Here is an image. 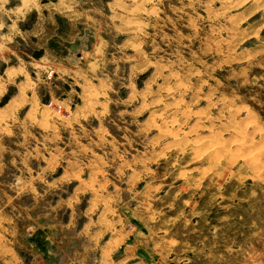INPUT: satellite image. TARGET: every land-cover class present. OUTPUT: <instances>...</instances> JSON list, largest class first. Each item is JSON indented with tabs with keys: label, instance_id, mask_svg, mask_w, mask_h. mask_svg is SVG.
<instances>
[{
	"label": "rangeland",
	"instance_id": "obj_1",
	"mask_svg": "<svg viewBox=\"0 0 264 264\" xmlns=\"http://www.w3.org/2000/svg\"><path fill=\"white\" fill-rule=\"evenodd\" d=\"M8 4L0 264H264V0Z\"/></svg>",
	"mask_w": 264,
	"mask_h": 264
},
{
	"label": "crops",
	"instance_id": "obj_2",
	"mask_svg": "<svg viewBox=\"0 0 264 264\" xmlns=\"http://www.w3.org/2000/svg\"><path fill=\"white\" fill-rule=\"evenodd\" d=\"M16 7L17 9L21 8L19 4L13 8L9 7L8 0H0V46H6L8 44V39L12 40L17 37L23 38L24 36H26V31L19 26L20 21L24 19V17H20L17 11H13V9ZM66 16L68 15L62 14L61 17L66 18ZM72 20L73 18L68 17L67 22L71 23ZM4 29L6 30V32H4ZM73 31L74 32L67 34V36H65L66 38L64 37L62 38L63 41L68 45L73 44L75 42L76 37L79 35L77 30H73ZM30 35L34 37H38L39 40H42V38L46 37L47 34L46 32H43L41 28L38 29L34 28L30 32ZM54 35L55 34L48 35L47 36L48 38H46L45 40L47 41L50 38L55 37ZM66 48L68 50L67 46ZM18 68L20 69V67L17 68L5 67V69L2 71V76L5 77L2 78L3 81L5 83H8L9 81L7 80V74L12 72L13 70L17 71ZM14 77H17V75ZM46 238L47 235L42 231L35 232L30 236L29 245L36 250L35 251L36 255L34 257V260L31 261L29 264H45L41 262L42 257L44 256L45 253L43 251L41 252L40 248L44 245V241L46 240ZM38 258L40 261L38 260ZM49 264L52 263L50 262Z\"/></svg>",
	"mask_w": 264,
	"mask_h": 264
},
{
	"label": "bare ground",
	"instance_id": "obj_3",
	"mask_svg": "<svg viewBox=\"0 0 264 264\" xmlns=\"http://www.w3.org/2000/svg\"><path fill=\"white\" fill-rule=\"evenodd\" d=\"M24 9V8H23Z\"/></svg>",
	"mask_w": 264,
	"mask_h": 264
}]
</instances>
